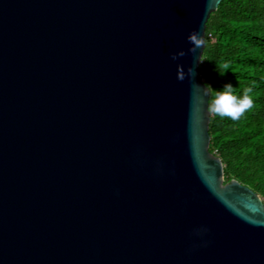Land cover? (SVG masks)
<instances>
[{
  "label": "water",
  "instance_id": "water-1",
  "mask_svg": "<svg viewBox=\"0 0 264 264\" xmlns=\"http://www.w3.org/2000/svg\"><path fill=\"white\" fill-rule=\"evenodd\" d=\"M220 1L0 0V264H264L209 151Z\"/></svg>",
  "mask_w": 264,
  "mask_h": 264
},
{
  "label": "trees",
  "instance_id": "trees-1",
  "mask_svg": "<svg viewBox=\"0 0 264 264\" xmlns=\"http://www.w3.org/2000/svg\"><path fill=\"white\" fill-rule=\"evenodd\" d=\"M204 44L199 76L210 90L209 151L221 159L224 182L235 178L264 202V0H221ZM226 84L238 97L251 88L253 106L238 119L211 110Z\"/></svg>",
  "mask_w": 264,
  "mask_h": 264
},
{
  "label": "clouds",
  "instance_id": "clouds-1",
  "mask_svg": "<svg viewBox=\"0 0 264 264\" xmlns=\"http://www.w3.org/2000/svg\"><path fill=\"white\" fill-rule=\"evenodd\" d=\"M191 39L197 45L203 42L196 34H193ZM224 67L227 68V65H224ZM223 89V91H217L215 93V99L211 104V110L220 116H229L232 119H238L245 110L253 106L252 96L249 95L251 88H246L244 94L239 97L233 94V86L231 84L224 85Z\"/></svg>",
  "mask_w": 264,
  "mask_h": 264
}]
</instances>
